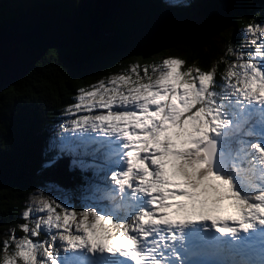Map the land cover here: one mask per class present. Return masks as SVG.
<instances>
[{"label":"snow or ice","instance_id":"1","mask_svg":"<svg viewBox=\"0 0 264 264\" xmlns=\"http://www.w3.org/2000/svg\"><path fill=\"white\" fill-rule=\"evenodd\" d=\"M247 33L254 37L250 43L255 47L252 52L239 53V61L250 57L246 62L229 66L224 76L228 95L213 90L212 71L191 67L181 71L184 62L179 59H166L164 70L155 77L146 72L144 78L135 80L127 75L113 78V85L127 90L113 87L99 94L100 99L123 110L91 120L85 117L84 122L91 123L93 131L97 122L107 124L110 131L105 134L123 141L119 155L126 168L111 175L120 201L113 202L112 195L96 198L101 206L114 209L105 214L93 208L69 211L62 200L56 204L63 211L60 215L48 201L40 200L24 211L23 219L29 220L33 212L46 211L47 215L37 216L32 227L28 223L21 226L26 235H13L12 253L7 252L11 245L5 244L2 264H18L17 258L23 264H60L61 253L78 252L130 259L131 264H163L168 245L178 237L186 245L181 230L192 224L231 237L233 244H243L246 251L264 249V243L253 239L264 232V167H254L264 166V142L241 135H264V41L255 38L264 37V26H249ZM145 78L148 82H143ZM97 95L89 92L90 97ZM218 97L227 105L217 103ZM253 104L260 107H249ZM117 153L113 148L105 159ZM240 176L243 183L236 179ZM192 177L191 187L198 191L190 193L185 188ZM99 187L95 184L94 191ZM127 193L147 197L149 207L131 215ZM42 228L49 233L51 246L48 239H33Z\"/></svg>","mask_w":264,"mask_h":264},{"label":"trees","instance_id":"2","mask_svg":"<svg viewBox=\"0 0 264 264\" xmlns=\"http://www.w3.org/2000/svg\"><path fill=\"white\" fill-rule=\"evenodd\" d=\"M85 1L0 0V29L31 9L44 8L72 15ZM161 1L156 0V5L149 8L145 2L151 3V0H139V22L130 9L131 0H125V21L111 24L108 39L48 51L32 72L0 95V264L5 233L14 230L22 236L20 214L29 196L40 189L56 187L81 197L96 183L105 181L104 170L98 173L87 166L99 160L106 161L108 152L103 148L77 143L61 149L47 148L48 140L53 139L55 143L56 133L51 128L66 120V109L75 105L80 92L88 91L102 79L119 74L132 75L135 60L139 62L137 75L144 78L146 64L155 58L172 55L183 61L185 68L212 71L213 90L228 95L224 76L231 64L250 59L245 55L244 60L239 61L238 55L241 51L254 50L255 46L250 43L254 37L247 29L264 26V0H185L183 6L165 0L177 8L176 19L172 22L161 8ZM182 24L186 27L182 28ZM162 25H181L178 30L182 31L160 42L153 38V29ZM224 30L230 32L226 52L217 45L222 37L220 32ZM255 38L260 42L258 36ZM144 82H148L146 78ZM232 83H236L235 78ZM246 134L250 133H241L242 136ZM99 195L94 191L89 200L104 197L101 194L99 198Z\"/></svg>","mask_w":264,"mask_h":264},{"label":"rangeland","instance_id":"3","mask_svg":"<svg viewBox=\"0 0 264 264\" xmlns=\"http://www.w3.org/2000/svg\"><path fill=\"white\" fill-rule=\"evenodd\" d=\"M169 1L171 3L176 2L175 4L177 6H181L182 2H184L185 0H175V1L169 0ZM184 25L185 24H182V26H183L182 28L186 27ZM188 25H189V23H188ZM179 26H181V25H179ZM188 28H191V27L188 26ZM220 34L222 35V37L220 39H218L217 45L221 49H224V51L226 52V51H228L229 45H230V40L228 39V35H230V32H228V30H224V31H222V33L220 32ZM258 37H259L260 42L264 41V37H260V36H258ZM247 41L249 42V39ZM166 59H179V58L176 56H172V55L171 56L168 55V56L163 57V58H155L154 61H152L151 63H148V64H146V66H144V68H143L144 77H145L146 72H147V76L155 77L156 75H159L160 72L164 70L163 62ZM257 62H258V60H257ZM138 66H139V62H138V60H135L133 70H132V75H128V77L131 80H135L137 78ZM193 68L197 69L196 67H193ZM153 69H155V73L153 72ZM187 69L188 68H185L184 65H182L181 71H186ZM121 75H123V74L115 75V76H112L108 79L99 80L93 87H90L88 89V91L80 92L77 95L78 97L76 98L75 105L72 106L71 108L66 109V120L64 122H62L60 125L53 126V128H51L52 132L56 133V138L54 139L55 143H54L53 139H50V140H48V144H47L48 149H53V148L61 149L64 146H66L67 144H71V143H77L79 145H81V144L92 145L93 144V145H96V147H98V148H103L107 152L112 151L113 148H117L118 153L116 155H114L112 157V159L106 160L105 162H100V160H99V161H96L93 163H89L87 165V166L91 167L92 169H94L98 173H99V171L104 170L102 172H103L104 177H106L105 181L96 183V184H99L100 187L95 191L100 194L99 198H100L101 194H103V196L112 195L114 197L115 202L120 201L121 193H120L119 189L116 187L115 183L111 180V176L108 177L106 174L112 175L113 172H119V171L123 170V168H126V165L123 163V158L119 155V153L123 151V147H122L123 141L117 140L115 135L109 136V135L105 134L107 131H110V129H108L107 124H100L99 122H97L96 130L93 131L91 123L84 122V118L88 117L89 120H91L92 117H94L95 115H107L109 113V111L119 112V111L123 110L122 108L117 107L116 104H113L111 106L103 104L101 99H100V95H99V94L104 93L107 89H111L113 87H119V88H122V90L126 91L127 89L124 88L122 85H113L112 84L113 78L121 76ZM89 92H96V93H98V95L95 97H90ZM108 94H112V93H108ZM220 94L223 95V92H221ZM106 99H107V96H105V100ZM218 99H219V97L217 98V103H220V101H218ZM230 99H234V98H230ZM225 102L226 101H224V104H225ZM246 103L247 102H245V104ZM221 104H223V103H221ZM77 105L79 107H77ZM225 105H227V104H225ZM249 107L259 108L260 106L258 104H253V105H250ZM73 121H76V123L74 124ZM245 136H253V137H250L249 139L255 140L256 138H258L262 142H264V135H261L259 132L250 133L248 135L246 134ZM245 143H246V141L242 140L241 145L243 146V145H245ZM262 146H264V144H262ZM241 151H243V147H241ZM254 167H264V166H260L257 164V165H254ZM233 170L235 171V169H233ZM105 172H106V174H105ZM236 179L240 183H243V180H244L243 176L237 177ZM255 187L259 188L260 186L256 185ZM100 189H102V190H100ZM93 192H94V187L89 189L86 194L79 197L76 195L72 196V194L66 193V192H64V191H62L56 187H47L45 189H40V190L36 191L33 195L29 196L27 201L24 203L23 211L20 214V217L23 221L22 225H24L25 223H28L29 226L32 227V226H34V221H35L37 216H46L47 215L46 211L43 213L33 212V215L29 220L23 219L24 211L29 210L30 208L36 207L40 200L48 201L49 204L53 207L54 211L60 215H63V211L61 210V208H56V204L61 203L62 200H64L65 206L69 207V211L88 210V208L96 209L98 212H102L105 214H108V213H111L114 211V209H112V208H107V207L101 206L97 200H89L90 199L89 198L90 193H93ZM241 194H244L243 191L241 192ZM75 199L78 202H73V200H75ZM147 200H148V198L145 196L141 195L137 198V197L132 196L131 193H127V207H130L132 209L131 215H135L141 209L146 210L149 207ZM80 206L82 208L78 210V208ZM22 225L19 226L20 227L19 231L22 232V236H18L14 230H9L8 232L5 233L6 237L3 238V250H4L3 257L5 255V247H4L5 244L11 245V247L7 248L8 253H12L14 250V242L12 240L13 235L16 238H23L26 235L22 231V228H21ZM74 230L75 229H74V225H73V231ZM52 233L58 235V232L55 229L52 230ZM40 234H42V235H39L38 237H35L33 239L36 241H44L45 239H48L49 246H51V240H50L49 233L46 232L42 228ZM219 243L224 244V241L222 240ZM60 246H61L60 242H59V240H57L56 241V247L59 248ZM214 246L220 247L218 244L217 245H211L210 242H206L202 245L200 244L198 246V248L195 249V252H196V255H194L195 256V262L198 264H221L220 260L222 259V257H221L219 252L214 250L215 249ZM219 251H221V250H219ZM208 255H210V256L213 255V256L210 257ZM80 256L84 257L86 260H94L92 256H89L85 252H78L76 254H71V255H66L64 253H61L59 255L60 264H73V262L76 261L77 258H80ZM17 260H18V264H23V262L20 261L19 258H17ZM240 263L245 264V262H243V261H240Z\"/></svg>","mask_w":264,"mask_h":264},{"label":"water","instance_id":"4","mask_svg":"<svg viewBox=\"0 0 264 264\" xmlns=\"http://www.w3.org/2000/svg\"><path fill=\"white\" fill-rule=\"evenodd\" d=\"M124 1L86 0L72 15L44 8L31 9L0 29V95L32 72L48 51L86 46L108 39L111 24L125 21ZM155 1L145 4L151 8L156 5ZM138 2L131 0L130 9L141 22V5ZM160 4L168 20L175 21L177 8L165 0ZM179 27H156L153 38L160 42L169 40L182 31L178 30Z\"/></svg>","mask_w":264,"mask_h":264},{"label":"bare ground","instance_id":"5","mask_svg":"<svg viewBox=\"0 0 264 264\" xmlns=\"http://www.w3.org/2000/svg\"><path fill=\"white\" fill-rule=\"evenodd\" d=\"M100 190H102V189H100ZM212 233H215V232H212ZM218 237H220V236L217 234L215 238H218ZM219 242H220V240L212 241V242H210V244L211 245H217L218 244L220 246V247L214 246L215 249H223V250H227V252H231V249L226 244H222L221 245V243H219ZM112 260H113V257H109V256H103L101 258V261H102L103 264H109V262L112 261ZM77 262H78V264H82L81 262H83V260H81V258H77ZM95 263L96 264H101L100 262H95Z\"/></svg>","mask_w":264,"mask_h":264},{"label":"clouds","instance_id":"6","mask_svg":"<svg viewBox=\"0 0 264 264\" xmlns=\"http://www.w3.org/2000/svg\"><path fill=\"white\" fill-rule=\"evenodd\" d=\"M194 182V177H192V178H189V180H188V184H189V186L187 187V188H185V191H188V192H195V191H198V189H193L192 187H191V184Z\"/></svg>","mask_w":264,"mask_h":264}]
</instances>
